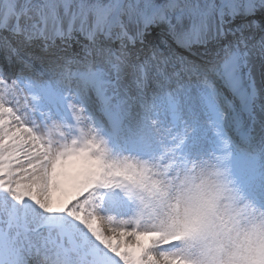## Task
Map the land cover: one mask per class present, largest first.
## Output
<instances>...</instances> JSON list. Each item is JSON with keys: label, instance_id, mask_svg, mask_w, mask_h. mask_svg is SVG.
Instances as JSON below:
<instances>
[{"label": "snow or ice", "instance_id": "1", "mask_svg": "<svg viewBox=\"0 0 264 264\" xmlns=\"http://www.w3.org/2000/svg\"><path fill=\"white\" fill-rule=\"evenodd\" d=\"M0 264H264V0H0Z\"/></svg>", "mask_w": 264, "mask_h": 264}]
</instances>
